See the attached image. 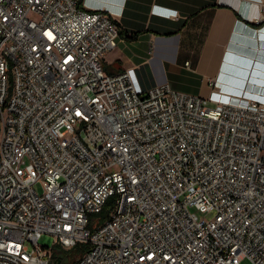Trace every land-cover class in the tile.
<instances>
[{"label":"built area","instance_id":"obj_1","mask_svg":"<svg viewBox=\"0 0 264 264\" xmlns=\"http://www.w3.org/2000/svg\"><path fill=\"white\" fill-rule=\"evenodd\" d=\"M119 38L79 0H0V264H264V62L212 108L108 73Z\"/></svg>","mask_w":264,"mask_h":264},{"label":"crops","instance_id":"obj_2","mask_svg":"<svg viewBox=\"0 0 264 264\" xmlns=\"http://www.w3.org/2000/svg\"><path fill=\"white\" fill-rule=\"evenodd\" d=\"M107 12L122 36L103 60L108 73L136 67L142 84L209 96L218 81L254 91L264 62V9L259 0H82ZM191 62V68L185 66Z\"/></svg>","mask_w":264,"mask_h":264},{"label":"trees","instance_id":"obj_3","mask_svg":"<svg viewBox=\"0 0 264 264\" xmlns=\"http://www.w3.org/2000/svg\"><path fill=\"white\" fill-rule=\"evenodd\" d=\"M80 5L82 6V0H79ZM119 26V25H118ZM120 28V27H119ZM120 36H122L123 38L129 40V41H134L137 39L138 34H131V35H127L121 28H120ZM109 204L110 202H108L106 204V206L104 207V209L100 212L97 213L96 215H93L92 219L93 220L91 225H95L103 220H105L108 216V212L110 211L109 208ZM89 248L88 244H78L76 245V247H74L71 252H69L71 254L72 257H70L72 259V262L75 263L76 260ZM68 253V254H69ZM69 256V255H68Z\"/></svg>","mask_w":264,"mask_h":264},{"label":"rangeland","instance_id":"obj_4","mask_svg":"<svg viewBox=\"0 0 264 264\" xmlns=\"http://www.w3.org/2000/svg\"><path fill=\"white\" fill-rule=\"evenodd\" d=\"M224 88H227V87H224ZM206 97H210V95L209 96H206ZM209 106L210 107H215L216 105H217V101L215 100V99H211V98H209ZM36 188L38 189V191L39 192H42V187H41V185L40 184H38L37 186H36ZM111 207V204H109V208ZM52 243H53V238L51 237V236H49V235H44L43 236V238L40 240V244L42 245V246H46V247H51L52 246ZM56 250H57V252L58 253H62V254H68L69 252H71V250H67V249H64V248H58V247H56ZM242 264H249V262L248 261H245V262H243Z\"/></svg>","mask_w":264,"mask_h":264}]
</instances>
